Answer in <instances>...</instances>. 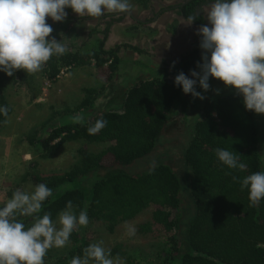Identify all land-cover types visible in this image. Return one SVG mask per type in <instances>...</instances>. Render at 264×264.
I'll return each instance as SVG.
<instances>
[{
	"label": "trees",
	"instance_id": "trees-1",
	"mask_svg": "<svg viewBox=\"0 0 264 264\" xmlns=\"http://www.w3.org/2000/svg\"><path fill=\"white\" fill-rule=\"evenodd\" d=\"M133 1L143 5L146 0ZM195 2L186 5V17L195 14V8L201 4ZM193 23L199 28L205 25L199 15ZM107 35L108 29L98 38L94 50L53 55L44 64L42 75L52 83L64 69L93 65L96 78L103 85L110 84L117 72L120 49L141 51L126 44L106 50ZM201 56V48H195L172 64L168 68L170 73L131 86L121 112L102 111L86 121L61 123L69 115L88 110L96 91L86 88L77 107L53 111L46 123L26 136L27 144L35 146L39 131L45 133L41 158L56 153L67 142L106 145L99 152L85 147L78 149V161L63 174L43 176L29 172L24 176L22 180L33 187L42 183L52 189L53 194L43 202L40 215L49 212L55 220L71 200L77 214L86 210L89 222L113 232L117 225L149 209L151 221L142 225L141 231L146 233L156 226L167 235L168 246L159 264H264V198L258 206L250 207L247 189L242 191L240 184L232 180V176L242 179L264 171L257 114L244 107L242 96L210 98L201 108L184 153V162L190 170L188 195L193 206L192 217L185 226H181V182L172 168L158 165L136 174L123 169L150 155L170 118L184 108L183 112L186 111L182 86L175 84V77L183 72L192 78L191 71H199ZM32 75L24 70H17L13 76L0 71V106L9 109L7 116L0 114V129L12 113L3 94L6 85L21 77L30 86ZM55 117L60 119L59 124L52 123ZM101 118L108 121L107 126L95 135L89 134L87 129ZM216 148L235 151L248 167L242 171L228 169L216 158ZM20 219L26 226L32 223L31 218ZM84 228L79 226L73 231L70 249L54 264H69L73 257L83 256V249L88 247L82 235ZM110 252L112 257L124 256L118 247Z\"/></svg>",
	"mask_w": 264,
	"mask_h": 264
},
{
	"label": "rangeland",
	"instance_id": "rangeland-1",
	"mask_svg": "<svg viewBox=\"0 0 264 264\" xmlns=\"http://www.w3.org/2000/svg\"><path fill=\"white\" fill-rule=\"evenodd\" d=\"M165 1L170 3L173 0ZM130 2L136 4L133 0ZM152 5L154 6L153 3ZM175 5V3H170L169 6ZM154 9L159 11L161 8L157 9L154 6ZM66 12V18L71 20L54 22L51 18H46V22L53 28L49 39L62 40L67 47L66 52L96 49L97 40L102 37V33L106 29H108L106 50L117 46V42L122 41L121 45H123L124 40H127L129 43L131 40L129 38L130 30L132 29V27L128 28L130 26L141 31L135 32L141 36V39L147 35L154 36L155 39L149 40L150 47L145 45L142 47L143 45L139 41H133L137 48H142L140 51L147 47L148 59L141 57V54H134L128 49H120L119 53L122 50L124 52L119 57L117 72L112 82L107 85H103L96 78L93 65L67 70L52 83L48 82L39 71L33 73L30 86H27L21 77H17L14 83L6 85L3 94L12 107V113L0 129V208L5 206L17 189L26 192L34 190L29 181L22 180L27 173L37 172L43 176L63 174L78 161V149L85 147L89 151L99 152L105 148L104 144H84L82 141H73L63 144L56 153L50 154L47 158H41V145L45 133L39 131L35 146L28 145L25 138L34 129H38L43 123H46L53 111L61 112L66 108L77 107L84 98V89L90 88L94 89L96 93L88 110L69 115L61 123L69 120L86 121L102 111L121 112L125 94L131 86L142 80L170 73L164 58L161 57V53L168 45H165L161 35L163 31H166L172 36L171 38L177 39L176 27L179 24H176V20H174L176 12L163 15L166 23L164 26L167 30L156 26L153 21H150L151 18H145L143 9H140L141 14H136V17L140 16L139 19L147 21V23L131 21L128 17L120 23V16L117 15L119 13L107 11L101 17L79 16L72 10ZM109 13L112 15H108ZM170 24H174L175 28H171ZM152 44L154 45L152 46ZM155 65L160 67V71L155 68ZM209 84L210 89L205 92L197 81L196 91L205 97L203 100L183 92L182 97L187 102L186 111L183 112L184 108L170 118L150 155L123 168L129 174L141 173L150 170L152 161L156 162V166L167 165L172 168L181 182L182 227L191 219L193 213V206L188 195L190 170L184 162V153L192 137L194 126L200 118L201 108L210 98L224 97L229 94L239 95L234 88L226 87L223 82L212 77H209ZM257 119L262 137L261 155H264V114H257ZM52 123L59 124L60 119L55 117ZM46 129L48 130V128ZM57 219L58 217L53 221ZM150 221L151 211L148 209L133 220L127 221L128 226L135 228L134 236L126 235V222L117 225L113 232L107 231L102 225L89 222L82 235L88 242V246L103 241V247L106 250L118 247L124 253V256L120 257L124 264H159L162 262L168 246L167 235L156 226H151L148 232L143 233L141 226ZM69 249L70 243L63 248L49 249L44 257V264H54Z\"/></svg>",
	"mask_w": 264,
	"mask_h": 264
},
{
	"label": "clouds",
	"instance_id": "clouds-1",
	"mask_svg": "<svg viewBox=\"0 0 264 264\" xmlns=\"http://www.w3.org/2000/svg\"><path fill=\"white\" fill-rule=\"evenodd\" d=\"M67 8L79 16L101 17L105 11L128 13L133 5L130 0H0V71L8 76L17 70L37 73L53 55H63L67 47L62 40L49 39L53 28L46 18L62 22ZM204 14L208 25H201L197 32L202 37L199 71H191L192 78L179 73L175 84L182 86L185 94L203 100L205 97L196 91L197 81L206 92L212 77L242 95L247 110L264 114V0H211ZM198 15H189L187 24ZM8 111L7 106H0V114L7 116ZM107 123L98 119L87 131L95 135ZM214 153L230 170L248 167L235 151L216 148ZM155 166L152 161L150 171ZM232 180L240 184L242 191L247 189L250 207L259 205L264 198V171L242 179L232 176ZM52 194V189L42 183L31 192L17 189L0 208V264H44L49 249L65 247L74 230L88 226L87 211L77 214L71 200L56 221L49 212L40 215L43 202ZM20 217L31 218V225L26 226ZM125 228L126 235H135V228L127 222ZM69 264H124V261L118 255L113 258L110 250L103 247V241H99L84 248L83 256L73 257Z\"/></svg>",
	"mask_w": 264,
	"mask_h": 264
},
{
	"label": "flooded vegetation",
	"instance_id": "flooded-vegetation-1",
	"mask_svg": "<svg viewBox=\"0 0 264 264\" xmlns=\"http://www.w3.org/2000/svg\"><path fill=\"white\" fill-rule=\"evenodd\" d=\"M201 3L195 8V14H199V16L202 18L205 25H208V21L206 19V15L204 12H206V4H209L211 0H173L170 3H175V6H168L163 7L159 11H156L154 9V6L152 3H167L165 0H146L145 3H151L144 9V17L145 18H151L150 21H153L155 18H159L163 16L164 14L170 13L171 11L176 12L174 15V20H176V23L180 20L187 23V17L185 16L184 9L187 5V3ZM112 15V14H108ZM120 16V23L124 22L125 18H129L131 21H135L138 23H147V21H141L139 17H136L134 14L132 16L125 14V13H119L117 14ZM124 16V17H123ZM114 18V17H112ZM65 20H71L70 18H66ZM210 26V25H209ZM175 28V27H174ZM176 32L178 33L177 39H175L171 46L169 47V53H167L165 56L164 53H161V57L164 58L165 65L167 67H171L172 64H176L178 61H180L181 57L185 56L186 54L193 51L195 48L199 47L200 40L202 37L197 34L199 27L195 25L193 22L185 27L184 31H181L180 25H177ZM153 33V32H152Z\"/></svg>",
	"mask_w": 264,
	"mask_h": 264
},
{
	"label": "crops",
	"instance_id": "crops-1",
	"mask_svg": "<svg viewBox=\"0 0 264 264\" xmlns=\"http://www.w3.org/2000/svg\"><path fill=\"white\" fill-rule=\"evenodd\" d=\"M150 3H144L143 5H139L138 7H136L137 5L135 4H132L133 5V8H132V10L130 11V13L131 14H134L135 16H136V14H141L140 13V9H145L148 5H149ZM154 4V6L158 9L159 7L160 8H163V7H167V6H169L170 5V3H153ZM171 13H175L174 11H171L170 13H167V14H164V15H169V14H171ZM167 21V20H166ZM153 22L155 23V25L156 26H159L161 29H163V30H167L166 28H165V26H164V24H166L165 22H164V19H163V16H161V17H159V18H155L154 20H153ZM176 24H179L180 25V29L182 30V29H185V27L187 26V23L186 22H184V21H178ZM171 28H174V24H170L169 25ZM132 27V29L130 30V34H131V36L129 37V38H131V40H130V42L129 43H127V40H124V43L123 44H127V45H130L131 47H136L137 48V46L136 45H134L133 44V41H135V40H137V42L139 41V43L141 44V45H143L142 47H144V45L145 46H149L150 47V45H148V42H149V40H151L152 38H154L155 39V37L153 36V35H151V36H153V37H149L148 35L147 36H145V38H143L142 37V39H141V36H138L135 32H141V31H138L135 27H133V26H130V27H128V28H131ZM144 29H145V27H144ZM143 32H145V30H143ZM137 36H136V35ZM172 36L170 35V34H167V32L166 31H163V33H162V35H161V38L164 40V42H165V45H167L166 46V49H165V51H163L162 53H164L165 54V56H167L166 54L167 53H169L167 50H168V48L171 46V43L176 39V38H171ZM106 44V43H105ZM117 44L118 45H121L122 44V41L120 42V43H118L117 42ZM154 44H152V46H153ZM105 47H106V45H105ZM147 48V47H146ZM144 49L143 51H141L140 53H135L134 52V54H137V55H140L141 54V57H144V58H147L148 59V54H147V49ZM138 49L139 50H142V48L141 47H138ZM78 51V50H77ZM131 51V50H130ZM71 52H74V51H71ZM76 52V51H75ZM123 52H124V50H122L118 55H119V57H120V55H122L123 54ZM155 68L157 69V70H159L160 71V67L158 66V65H155Z\"/></svg>",
	"mask_w": 264,
	"mask_h": 264
},
{
	"label": "built area",
	"instance_id": "built-area-1",
	"mask_svg": "<svg viewBox=\"0 0 264 264\" xmlns=\"http://www.w3.org/2000/svg\"><path fill=\"white\" fill-rule=\"evenodd\" d=\"M65 71H67V69L62 70V71L60 72L59 76L62 75V74H64ZM59 76H58V77H59ZM58 77H57V78H58Z\"/></svg>",
	"mask_w": 264,
	"mask_h": 264
},
{
	"label": "water",
	"instance_id": "water-1",
	"mask_svg": "<svg viewBox=\"0 0 264 264\" xmlns=\"http://www.w3.org/2000/svg\"><path fill=\"white\" fill-rule=\"evenodd\" d=\"M187 4H188V3H187ZM125 14H128V15H130V16H132V17H134V16H133V14H131L130 12H128V13H125Z\"/></svg>",
	"mask_w": 264,
	"mask_h": 264
}]
</instances>
